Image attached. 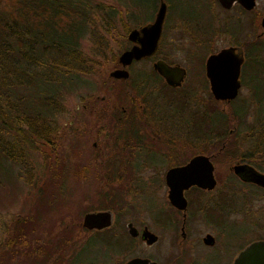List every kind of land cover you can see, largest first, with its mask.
I'll return each mask as SVG.
<instances>
[{
    "label": "flooded vegetation",
    "instance_id": "af4514ba",
    "mask_svg": "<svg viewBox=\"0 0 264 264\" xmlns=\"http://www.w3.org/2000/svg\"><path fill=\"white\" fill-rule=\"evenodd\" d=\"M214 1L221 11L229 12V10L235 9L240 10L243 14L254 12L257 3L255 0V6L247 11L237 3L232 4L229 9H223L216 0ZM163 2L166 4L167 1L163 0ZM262 17L264 16L262 15ZM261 18L259 19L260 24ZM164 21L157 50L151 56L137 60V62L134 61L124 68L119 65L117 60L116 66L108 72L124 69L128 71L127 80L111 79L107 73L109 81L120 82L122 86H126L125 89H127V82H129L132 88L129 90L134 93L133 99L137 102L141 100L135 107L136 101L131 99L133 102L131 108L134 113H127L129 108L123 109L120 106L121 112L111 115V118L120 127V130H117L119 133L117 142L120 140L130 141L127 146L123 145L118 152V159L122 160L116 162L118 164L117 170L119 172L121 169L125 171L139 170L137 177L134 176L132 179L135 180V183H145L144 192L151 193L150 204L153 206L143 207L142 205L139 210V212L146 213L149 222L137 221L136 214L121 221L123 216L120 217L114 210H92L94 212L108 211L112 216L110 226L103 227L101 230L96 228L87 230L81 225V222L79 227L84 231V241L80 244L79 251L74 253L73 264H81L83 254L86 253L89 256L94 252L97 258H88L89 260L85 264H126L127 261L136 258L146 260L149 264H235L242 250L252 243L264 242V187L255 185L249 178L252 173H259L264 176V162L259 160L239 162L237 159L230 164L227 162L229 164L227 166L228 175L222 181L214 169L213 157L215 152L220 153L223 149L218 150L214 145L213 148L212 146L207 148L209 151L203 150L207 151L208 154L207 152L196 153L188 158L185 154L187 149L192 151V148L197 149L196 152H200V144L207 139L206 137V139H202L200 136L195 137L192 134L194 127L190 126L188 119L191 118L185 112H194L200 121V124L197 122V125L201 129H206L207 124L206 122L201 123L200 115L203 111L206 112L208 107L213 113L216 103L226 106L235 100H240L238 93L241 88H244L248 95L243 101H250L252 94L248 81L255 77L252 74L258 68L247 65V53L242 46L230 45L229 47H240L244 52L243 64L240 67L238 78L240 88L237 91V97L230 102L216 101L215 96L210 93L211 86L205 73V63L207 58L218 53L223 47L217 51L206 50L210 47L208 41L200 38L203 37L202 33L196 37L194 32L192 33L193 26L190 24V20L185 19L182 22L184 27L179 28L180 32L192 44L200 47L199 50L195 51V54L189 51V54L193 55L194 58L188 59L186 56L184 60L189 63L186 67L180 61H176V57L172 56L170 50H163V46H161L164 38L163 30L167 27ZM151 22L152 19L145 21L140 27ZM131 46L132 43H129L127 49H130ZM158 60H161L168 67L182 68L183 77L177 85L167 84L166 80L157 74L153 65ZM137 64L143 66H138L139 69L135 68ZM191 70H193L192 75L190 74ZM103 100L101 98V101ZM69 124L71 128H74L71 121ZM126 126L130 129L129 133L124 128ZM188 127L192 128L188 129ZM74 129L77 130V128ZM185 135L196 139L198 141L196 146L185 148V140L183 139ZM214 136L215 132H210L211 141L215 140ZM96 147V142H93L92 148ZM195 155H205L210 160L215 184L210 190L201 189L196 185L182 190L185 206L180 208L168 199L169 193L165 175H167L168 170L184 167ZM236 164L244 166L247 170L241 174V177L233 173L232 167ZM144 169L145 171L163 170V174L159 177H153L152 181L147 182L149 179L142 178V170ZM155 184L157 188H153ZM154 190L155 192H152ZM156 190L161 194H157ZM92 211L83 213L82 221L83 216L92 213ZM128 225L134 229L133 235L128 233L130 230ZM137 242L149 249H156L157 245L160 246L163 243L166 257L160 261L161 259L156 253L154 256L149 254L145 257L135 256Z\"/></svg>",
    "mask_w": 264,
    "mask_h": 264
},
{
    "label": "rangeland",
    "instance_id": "374dc122",
    "mask_svg": "<svg viewBox=\"0 0 264 264\" xmlns=\"http://www.w3.org/2000/svg\"><path fill=\"white\" fill-rule=\"evenodd\" d=\"M256 2L254 12L243 14L240 10L235 9L229 10V12L221 11L214 0H167L166 4L169 8L167 7V16L164 21L167 27L163 30L164 38L161 46H163V50H170L172 56L176 57V61H180L186 67L189 65L184 59L186 56L188 59H193L194 56L189 54V51L195 54V51L200 47L192 44L180 32L179 28L184 27L182 25L184 19L190 20V24L193 26L192 33L194 32L196 37L202 33L203 37L200 38L208 41L210 47L206 50L217 51L221 47L243 46V44L251 43L259 45L263 39L259 19L262 15L264 16V0H256ZM119 3L129 10L134 9L132 0H119ZM108 4H111L110 1ZM138 16L141 17L138 21L145 18L141 12ZM127 21L131 23V19ZM229 23L237 27L234 32L227 30ZM253 52L255 56L257 55V62L260 63V66L254 65L258 69L252 75H255L258 81L264 82V45L257 51L253 49ZM119 54L116 55V59ZM248 60L249 57L246 58V63L249 66ZM138 66L142 67L143 65L137 64L135 68L139 69ZM104 70L102 74L94 78L93 92L82 91L67 100L65 115L56 121V125L61 128L59 129L62 136L58 141L59 147L56 153L49 154L47 149L39 157L37 155L39 160L32 167L33 170L25 171L10 165V170L7 168L8 170L4 172L0 168V177L6 179L5 182L0 179V241L16 232L18 224L21 222L19 218L27 217L29 220L24 221L30 222V225L26 235H23L22 241H26L28 253L33 251L30 256L33 262L73 264L72 259L75 256L73 253L79 251L80 244L84 241V231L79 227L83 213L108 209L114 210L120 217L122 215L121 221L136 214L137 221L149 222L146 213L139 212V210L142 205L143 207L153 206L150 204L151 193L144 192L145 183H135V180L132 179L134 176L137 177L139 170L125 171L121 169V172L117 170V163L122 160L118 159V152L123 145L127 146L130 141L120 140L117 142L119 135L117 130L119 131L120 127L113 122L111 115L121 112L120 106L123 109L129 108L127 113H134L131 108L132 100L136 101L132 97L134 93L129 90H132L129 82L125 89L126 86H122L120 82H111L107 79V73L112 70L111 66H106ZM190 74H193V70ZM101 78L104 79V82ZM238 95L240 102L248 96L244 88L239 90ZM101 98L104 100L101 101ZM139 102H135V107ZM243 102L250 106L248 108L249 118L246 119L249 123L253 116V107L250 105L251 102ZM221 106L223 109L227 107L224 104ZM206 111L210 113L211 110L208 107ZM70 121L77 130L71 128ZM231 126L232 128L227 131L229 135L236 130V126ZM124 128L127 132L130 130L127 126ZM239 137H244V133L242 132ZM183 139L185 148L196 146L198 143L196 139L187 135ZM93 142H96V148H92ZM246 142L243 145L244 149H247ZM200 145V152H196L198 150L194 148L192 151L187 149L186 158L196 153L207 152L203 150L212 144L208 146L205 140ZM207 150L209 151V149ZM213 158L218 178L224 181L228 175L229 158L218 156L216 152ZM259 161L264 162V159H259ZM142 171V178L149 179L147 182L152 181L153 177L163 174V170L145 171L144 169ZM154 187L157 188L156 184L153 185ZM38 190L42 192L38 193ZM156 192L161 194L157 190ZM39 198L44 201H39ZM30 216H32V220L29 218ZM7 229L9 234L5 232ZM136 247L135 256L145 257L148 254L154 256L156 253L160 257V261L166 257L163 243L160 246L157 245L156 249H149L138 242ZM20 253L25 254L22 251ZM21 257L23 256L21 255ZM21 257L18 258L19 261ZM88 258L94 259L97 258V255L95 252L89 256L86 253L83 254L81 264H85L89 260ZM120 258L122 259V257ZM10 261L13 264H18L16 258L11 257Z\"/></svg>",
    "mask_w": 264,
    "mask_h": 264
},
{
    "label": "trees",
    "instance_id": "16d2710c",
    "mask_svg": "<svg viewBox=\"0 0 264 264\" xmlns=\"http://www.w3.org/2000/svg\"><path fill=\"white\" fill-rule=\"evenodd\" d=\"M132 1L133 10L119 0H0V168L4 172L10 165L33 170L44 150L56 153L62 137L56 121L65 115L67 100L82 91L93 92L94 78L106 66H116V55L127 49L126 33L153 19L157 0ZM140 12L145 18L138 21ZM236 29L227 26L228 31ZM262 45L264 39L259 45L243 44L249 66H260L253 49ZM248 84L253 107L249 123L250 106L238 100L224 109L216 103L211 114L203 111L200 117L206 129L197 125L194 112H185L192 119H188L192 134L207 138L212 148L223 149L216 154L230 162L264 157V82L254 77ZM231 125L236 130L229 135ZM210 132H215L214 141ZM242 132L244 137H239ZM19 219L16 232L0 241V264H13L11 257L18 264H39L22 241L30 222L24 221L27 217ZM5 232L9 234L8 229Z\"/></svg>",
    "mask_w": 264,
    "mask_h": 264
},
{
    "label": "water",
    "instance_id": "95a60500",
    "mask_svg": "<svg viewBox=\"0 0 264 264\" xmlns=\"http://www.w3.org/2000/svg\"><path fill=\"white\" fill-rule=\"evenodd\" d=\"M159 6L155 10L154 19L151 23H146L140 28H135L126 33V37L129 43H132L130 49L121 52L117 56L119 65L124 68L130 65L132 62L142 60L151 56L152 53L157 50L158 40L161 38V29H163V21L166 17L167 4L163 0H158ZM220 4L221 8L229 9L232 4H239L244 10L250 11L255 6V0H216ZM260 28L262 31V37L264 39V17L261 18ZM244 52L240 47H229L221 49L215 55H211L206 60L205 73L209 78V84L211 86L210 93L215 96L216 101L230 102L233 98L237 97V91L240 88L238 78L240 76L239 71L242 67ZM153 67L157 74L163 77L167 84H178L182 79V68L167 66L161 60H158ZM128 71L122 69H116L111 73H108V77L114 80H127ZM210 160L207 156L195 155L188 164L184 167L174 168L168 170L165 179L168 187V199L174 205L183 208L185 202L182 198L185 188L189 186H198L201 189H212L215 180H213V169L210 164ZM233 173L239 175L246 172L244 166L236 164L232 167ZM250 180L255 185L264 187V176L259 173H252ZM112 216L108 211L87 213L83 216L82 226L87 230L96 228L98 230L103 227L110 226ZM128 233L133 235L134 229L130 225ZM126 264H149L146 260L139 258L127 261ZM235 264H264V242L252 243L247 248L241 251Z\"/></svg>",
    "mask_w": 264,
    "mask_h": 264
}]
</instances>
